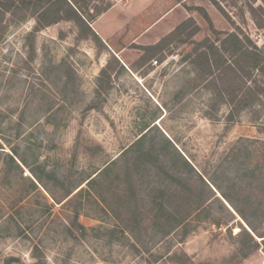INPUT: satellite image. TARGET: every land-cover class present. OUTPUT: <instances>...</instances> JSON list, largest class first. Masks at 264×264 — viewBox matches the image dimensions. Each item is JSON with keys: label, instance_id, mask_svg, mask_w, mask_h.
<instances>
[{"label": "rangeland", "instance_id": "obj_1", "mask_svg": "<svg viewBox=\"0 0 264 264\" xmlns=\"http://www.w3.org/2000/svg\"><path fill=\"white\" fill-rule=\"evenodd\" d=\"M80 2L123 61L73 18L0 0V264H264V97L230 119L189 57L214 30L264 49V0ZM189 17L194 35L142 48Z\"/></svg>", "mask_w": 264, "mask_h": 264}, {"label": "trees", "instance_id": "obj_2", "mask_svg": "<svg viewBox=\"0 0 264 264\" xmlns=\"http://www.w3.org/2000/svg\"><path fill=\"white\" fill-rule=\"evenodd\" d=\"M9 1V10L10 6L12 7L19 2V0ZM20 1L26 4V7L34 6L33 8L35 10L33 15L37 17L39 16V18L43 19V26H49L64 19L65 17H69L71 19L73 18L80 23V25L85 26V28L91 31L100 43H102L104 48H108L105 41L91 26V20L87 16V14H89L88 8L84 7L80 0H65L67 3V9L70 12L69 15L64 14V16L59 14L62 10L56 11L58 15L53 13V7L57 3L56 0H35V2L27 0ZM182 1L183 0H178V2ZM213 1L216 3L215 0ZM85 4L88 6V3L85 2ZM112 6L113 5H110L107 9L98 10L92 18L94 19L100 16ZM255 10V8H252L253 12ZM254 18L260 27H264L263 22L258 20L256 16H254ZM192 24L195 25V29L191 35H194L199 30V26L194 18L189 17L177 26L174 31L169 33L157 43L143 46L142 48L145 50L158 51L162 45L167 44L168 40L174 36L176 32H181ZM238 29L239 30L229 32L214 30L217 34L216 39L211 40L210 38H206L205 40L199 42L195 48V54H190L189 56L198 75L201 77L202 81L208 84L214 94L213 106L218 107L222 103L230 104V119H234L237 113L245 109L256 108L263 102L264 97V81H262L264 79V49L254 42L248 34H245L242 30H240V28ZM221 33L224 35L220 36ZM141 138L143 137L141 136ZM130 148L131 147L127 150ZM15 155L17 154L9 155L11 160L14 162H16ZM187 163L189 164V162ZM240 176H242V174H240ZM201 179L203 184L208 186L206 180L202 176ZM92 180L93 179H89L87 183H91ZM216 188L253 229V222L242 210H239L233 202L231 196L226 194L219 185L216 186ZM82 189L83 187H81L77 192H80ZM179 223H181V220H179ZM245 231L252 237V234L248 230Z\"/></svg>", "mask_w": 264, "mask_h": 264}, {"label": "crops", "instance_id": "obj_3", "mask_svg": "<svg viewBox=\"0 0 264 264\" xmlns=\"http://www.w3.org/2000/svg\"><path fill=\"white\" fill-rule=\"evenodd\" d=\"M178 5H179V3H177L175 7H177ZM175 7L174 6L173 7H170V8H168L167 11H164L163 16L167 12H169L171 10L173 11ZM117 11H118V2L115 3L107 12L103 13L100 16V18L108 15L110 12H115V15H116V14H118ZM100 30L101 31L99 33H100L101 37L105 40V42H107V45H108V48L106 49V52L108 53V55L109 54L114 55L117 59H118V56L121 58V55L123 56V51L124 50L122 48L118 49V39H117V37H118V29L113 30L114 32L111 33L110 35L108 33L107 34L104 33V31L102 29H100ZM110 36H113L115 38V42L114 43H117L115 46L110 41ZM122 61H123V59H122Z\"/></svg>", "mask_w": 264, "mask_h": 264}, {"label": "water", "instance_id": "obj_4", "mask_svg": "<svg viewBox=\"0 0 264 264\" xmlns=\"http://www.w3.org/2000/svg\"><path fill=\"white\" fill-rule=\"evenodd\" d=\"M228 205H229V207H231V209H232V206L228 203V202H226Z\"/></svg>", "mask_w": 264, "mask_h": 264}]
</instances>
